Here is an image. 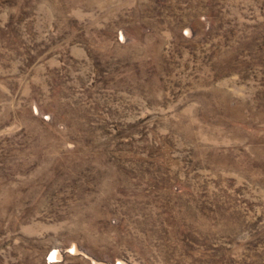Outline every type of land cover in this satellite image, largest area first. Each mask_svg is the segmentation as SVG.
Instances as JSON below:
<instances>
[{
	"label": "rangeland",
	"instance_id": "obj_1",
	"mask_svg": "<svg viewBox=\"0 0 264 264\" xmlns=\"http://www.w3.org/2000/svg\"><path fill=\"white\" fill-rule=\"evenodd\" d=\"M0 264H264V0H0Z\"/></svg>",
	"mask_w": 264,
	"mask_h": 264
}]
</instances>
